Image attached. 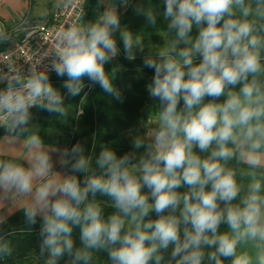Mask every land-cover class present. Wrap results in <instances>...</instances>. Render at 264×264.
<instances>
[{"label": "clouds", "instance_id": "9594fccd", "mask_svg": "<svg viewBox=\"0 0 264 264\" xmlns=\"http://www.w3.org/2000/svg\"><path fill=\"white\" fill-rule=\"evenodd\" d=\"M128 8L163 42L122 26ZM93 12L0 70V261L36 232L44 264H264V0H95ZM121 51L153 71L131 149L46 143L32 109L66 122L65 98L97 86L123 102L105 67Z\"/></svg>", "mask_w": 264, "mask_h": 264}, {"label": "trees", "instance_id": "16d2710c", "mask_svg": "<svg viewBox=\"0 0 264 264\" xmlns=\"http://www.w3.org/2000/svg\"><path fill=\"white\" fill-rule=\"evenodd\" d=\"M93 2L94 0H89L88 3L87 0L85 3V19H89ZM152 2L155 4L158 3V0H152ZM129 13L134 15L131 8L122 12L121 24L127 22V20L123 21V19ZM25 19L27 22L23 23V27H28L35 23L32 15H26ZM160 29H166V24L160 25ZM6 45L0 44V49ZM116 61L118 63L113 61L111 64L105 65V67L108 71H111L114 66L118 68L113 84L121 90L123 102L117 101L114 97L103 93L98 86L89 91L86 97H84L83 92L80 97H66L65 103L73 107V113L77 107H83L84 109L83 115L77 114L73 117L71 135L67 146H71L77 141H82L85 142L89 152L95 149L98 154L102 145H109L117 151L118 155H121L131 149V135L135 134L136 131L143 132L145 130L142 126L145 118L143 109L146 104L156 103L148 96L146 91V84L151 80L153 71L149 69L140 70L142 61L139 56L135 61H128L124 59L122 52L116 58ZM52 80L54 86L59 88L61 93L64 94V89L62 88L63 80L57 78L56 75L52 76ZM84 83H88L87 78L84 79ZM85 91L88 90L85 89ZM31 111L34 123L40 122L42 117L51 118L52 120L56 118L52 114L36 108ZM3 133L4 129L0 127V136ZM9 223L18 229L23 227L22 214L16 211L15 214L9 217ZM38 228L39 224L36 226L37 231ZM78 232L79 230L76 229L74 233L77 236V242ZM39 244L40 240L36 232L31 235L21 232L13 241L14 255L6 261H0V264H44L45 258L39 254ZM60 264H66V258L61 260Z\"/></svg>", "mask_w": 264, "mask_h": 264}, {"label": "rangeland", "instance_id": "374dc122", "mask_svg": "<svg viewBox=\"0 0 264 264\" xmlns=\"http://www.w3.org/2000/svg\"><path fill=\"white\" fill-rule=\"evenodd\" d=\"M62 0H29V15L34 16V22H43L51 17L53 12L59 7ZM127 14L123 21L127 20L126 23L122 24V26H128L131 31L134 33L145 31L149 35L145 38V43H162V38L156 34V31L151 28L145 27V22L143 18L138 17L136 15ZM27 22L25 18L19 19L15 18L13 21L9 23H2L0 26L4 27L8 30L10 34V40L7 45L16 39L19 38L21 32L24 29L23 23ZM166 24L162 18L158 19V27L160 25ZM163 30V29H162ZM147 51V49H145ZM122 53V52H121ZM116 63V59L114 60ZM155 104V103H154ZM154 104H146L143 112H144V121L147 119V112L150 107L154 106ZM69 109V117L67 118L66 122H61L58 118L51 119L47 117H42L40 122L35 123L40 130L41 135L44 137L45 142H55V141H62L66 145L69 142L73 117L79 114L80 107H77L75 112L73 113V107L71 105H67Z\"/></svg>", "mask_w": 264, "mask_h": 264}, {"label": "built area", "instance_id": "2783aa9c", "mask_svg": "<svg viewBox=\"0 0 264 264\" xmlns=\"http://www.w3.org/2000/svg\"><path fill=\"white\" fill-rule=\"evenodd\" d=\"M86 1L79 0V4L73 6L69 0H62L49 19L24 27L18 39L0 49V70H6L9 65L22 67L28 63L29 58L39 57L48 48V37L53 30L76 22L84 13ZM54 75L50 73L51 81Z\"/></svg>", "mask_w": 264, "mask_h": 264}, {"label": "crops", "instance_id": "0c3cea01", "mask_svg": "<svg viewBox=\"0 0 264 264\" xmlns=\"http://www.w3.org/2000/svg\"><path fill=\"white\" fill-rule=\"evenodd\" d=\"M95 0L92 4L90 10L89 20L94 18L93 6ZM29 0H0V25L2 23H9L15 18H25L29 14ZM121 12H124V9H121ZM62 146L66 145L62 141H58ZM48 143V142H46Z\"/></svg>", "mask_w": 264, "mask_h": 264}]
</instances>
